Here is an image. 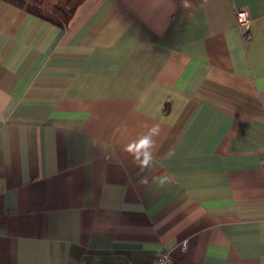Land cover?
<instances>
[{
  "label": "crops",
  "instance_id": "1",
  "mask_svg": "<svg viewBox=\"0 0 264 264\" xmlns=\"http://www.w3.org/2000/svg\"><path fill=\"white\" fill-rule=\"evenodd\" d=\"M163 251L264 264V0H85L65 28L0 0V264Z\"/></svg>",
  "mask_w": 264,
  "mask_h": 264
},
{
  "label": "trees",
  "instance_id": "2",
  "mask_svg": "<svg viewBox=\"0 0 264 264\" xmlns=\"http://www.w3.org/2000/svg\"><path fill=\"white\" fill-rule=\"evenodd\" d=\"M13 6L65 28L85 0H3Z\"/></svg>",
  "mask_w": 264,
  "mask_h": 264
},
{
  "label": "clouds",
  "instance_id": "3",
  "mask_svg": "<svg viewBox=\"0 0 264 264\" xmlns=\"http://www.w3.org/2000/svg\"><path fill=\"white\" fill-rule=\"evenodd\" d=\"M160 131L159 124H153L148 128L147 133L140 135L137 139L129 142L123 148V151L131 157L132 164L139 168L140 172L151 170L155 167L153 150L156 141L154 138L160 135ZM153 179L163 185L167 177H154ZM148 182L147 176L143 177L140 181L142 184H148Z\"/></svg>",
  "mask_w": 264,
  "mask_h": 264
},
{
  "label": "built area",
  "instance_id": "4",
  "mask_svg": "<svg viewBox=\"0 0 264 264\" xmlns=\"http://www.w3.org/2000/svg\"><path fill=\"white\" fill-rule=\"evenodd\" d=\"M236 20L238 23V26L242 28L244 35L248 36V28L249 24L251 22L250 13L245 8H239L236 10ZM155 264H173L172 256L166 252H161L155 259Z\"/></svg>",
  "mask_w": 264,
  "mask_h": 264
}]
</instances>
